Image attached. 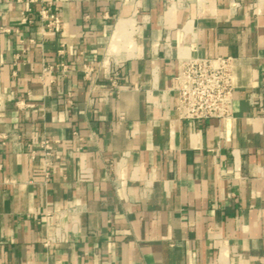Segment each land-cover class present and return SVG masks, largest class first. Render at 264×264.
<instances>
[{"label":"crops","instance_id":"1","mask_svg":"<svg viewBox=\"0 0 264 264\" xmlns=\"http://www.w3.org/2000/svg\"><path fill=\"white\" fill-rule=\"evenodd\" d=\"M191 57L233 59L232 119H179ZM0 136V264H264V0H0Z\"/></svg>","mask_w":264,"mask_h":264},{"label":"built area","instance_id":"2","mask_svg":"<svg viewBox=\"0 0 264 264\" xmlns=\"http://www.w3.org/2000/svg\"><path fill=\"white\" fill-rule=\"evenodd\" d=\"M30 3L35 0H28ZM173 1V0H168ZM232 11L240 7V0H227ZM39 18L44 24V32L59 33L61 20L56 9L45 8L39 11ZM64 45L61 44L57 55H64ZM231 58H200L191 57L179 61L177 73L174 77V91L177 94L176 112L181 120L208 121L212 119L230 120L233 117V92L235 89ZM69 66L60 61L54 65H43L40 79L45 76L61 74L65 77L69 74ZM83 77L90 79L93 73L92 67L83 65ZM53 80H50L52 83ZM115 81L113 79L112 85ZM7 141L6 136H0L2 145ZM51 139L40 141L35 147H30V155L39 153L43 156L45 165H51L52 159L59 157L51 151ZM45 172V176L47 177Z\"/></svg>","mask_w":264,"mask_h":264}]
</instances>
